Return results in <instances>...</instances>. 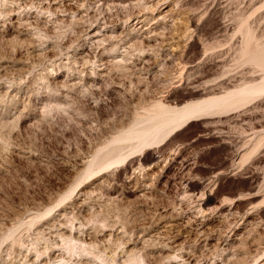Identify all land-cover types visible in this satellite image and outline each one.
<instances>
[{
  "label": "rangeland",
  "instance_id": "rangeland-1",
  "mask_svg": "<svg viewBox=\"0 0 264 264\" xmlns=\"http://www.w3.org/2000/svg\"><path fill=\"white\" fill-rule=\"evenodd\" d=\"M131 1L118 5L105 0H58L59 9L52 13L47 11V0H0V264H123L121 260L128 258L127 251L133 247L142 255L140 264L142 258L144 264H169L170 258L181 262L182 246L189 249L197 264L264 262V92L220 114L233 119L224 118L213 127L230 131L231 139L213 148L199 174L190 167L180 168L181 159L197 156L188 146L181 155L160 161L150 171L136 163L117 181L118 169L132 156L142 155V147L126 144L120 151L126 156L117 162L112 161L115 152L104 153L103 148L138 107L170 89L175 75V61L162 63L166 44L161 40H171L180 32L185 35L179 41L181 46L195 40L194 36L190 40L192 31L186 36V0ZM254 1L221 0L222 9L215 18L231 28L229 38L222 41L224 45L231 41L238 48L236 44L243 34L242 41L246 38L249 24L251 34L255 33L252 40L257 38L258 47H264V0L256 5ZM17 7L15 13L10 12ZM169 7L171 16L161 17ZM142 13L147 16L143 25L157 33L151 41L153 46L138 43L128 50L123 40L143 34L136 27L139 23H134ZM213 20L205 31L208 37L215 34ZM88 27L102 30L105 40L98 44L90 40ZM242 41L240 46H245ZM250 42V46L245 42L249 48L255 43ZM127 50L128 61H139L146 55L150 59L142 81L112 64ZM102 57L110 62L103 77L98 65ZM238 58L225 66L231 69L227 73L207 65L202 74L215 72L214 76L222 78L223 73L230 75L224 78L231 79L237 71L243 72L242 76L264 73V66L261 70L252 64L255 62H246V57ZM256 103L261 104L251 106ZM193 117L184 119H195L188 126H178L174 131L184 128L186 138H191L200 123L198 116ZM244 117L250 120L243 121ZM253 126H258L261 135L258 145L250 146L243 158L231 162L233 150L254 138ZM168 137L144 148H153ZM94 153L98 154L96 161L88 169L93 173L85 175L80 171L82 161ZM224 158L229 160L228 167L219 164ZM224 169L227 175L216 186L207 207L202 203L201 189L188 196L179 194L186 188L181 179L198 181ZM95 177L100 178L99 185L87 184ZM85 184L89 196L78 194ZM170 222L176 225L166 233L159 232ZM58 229L71 230L79 238H62L56 233ZM201 230H205L203 234ZM68 243L76 246L70 248L72 252ZM51 247L58 258L49 259Z\"/></svg>",
  "mask_w": 264,
  "mask_h": 264
},
{
  "label": "bare ground",
  "instance_id": "bare-ground-1",
  "mask_svg": "<svg viewBox=\"0 0 264 264\" xmlns=\"http://www.w3.org/2000/svg\"><path fill=\"white\" fill-rule=\"evenodd\" d=\"M47 1H48V5L46 6L48 9L47 11L52 12V11H56L59 9V8L56 9V3L58 0H47ZM105 1H108V2L110 1V2L118 4V5H123V4H125V2H127V0H105ZM133 1H137V0H133ZM257 1L258 0L254 1L255 5H256ZM157 2H156V4H158ZM145 3H147V2H145ZM258 3H259V1H258ZM221 4H222L221 0H186L185 3L183 4L184 5L183 9L185 11V12H183V14L185 13L186 15H188L187 16L188 18L187 17L186 18L189 19L187 21L188 24L185 27L187 29L186 30L187 31L186 36H187V34H189L192 31V36L190 35L191 36L190 40H192L193 36L195 37V40L189 46H187V45L181 46L182 44L180 45L179 41L182 39V36H185L184 34L182 35L181 32H180L181 35L178 34L175 36V34H174V36L171 37V40H166V39L161 40L160 43L166 44V47L164 48L162 63L167 64V63H172L175 61L174 62L175 64H173L175 75L170 80V82H169L170 84L168 83L170 89L168 91L165 90L166 93L159 95L154 100L148 101L146 103L143 102L144 103L143 106L141 105V107H138L139 110L134 111L135 114L132 115V119L127 124L122 125L120 127V129H117V131L113 132L111 136L109 134V136H110V139L108 140L109 145L103 149H104V153L109 152V151L115 152V155L112 157V158H114V159H112L113 162H117L118 159L123 157V156H121L120 151L126 144H128L129 147L131 146V148L142 147L141 150H143L142 155L135 156V157L132 156V158L129 161L127 160L128 163L126 165H124L122 168L118 169V172L116 174L117 175V181L120 180V177L122 174L123 175L127 174L128 171H130V169H132L136 163H140V165H142L143 168H145V170L150 171L155 166H157L160 161H167V160L171 159L172 155H175V156L181 155L182 150L188 146L192 147V149L196 150L197 156H195L194 159L191 157H185V158L181 159L182 161H180V168L190 167V169H192L194 172L199 174L198 172L202 171V169L207 164V159L210 157V154L212 153L213 148H216L219 145L222 146V145L228 144L229 143L228 140L231 139L230 138L231 136L229 135L230 131L228 132L227 130H225L222 127H213V123L215 126V123L223 122L224 118L225 119H231L232 118L231 115H228V114L227 115H220V114L222 112H226V111L228 112L230 109H232V108L234 109V107H238L240 104L246 102L249 99L251 100L253 98V96L254 95L256 96V94L260 93V91H262V93L264 92V73H262V75H259V74L253 75V74L248 73V75L242 76L241 74L243 72L239 70L240 71L239 73L242 72L241 74H237L238 71L236 73H232V74H235V76L239 75V77L236 78L234 75L231 74V76H232L231 79L224 78V77L230 76V75L227 76L224 73L226 75L225 76V75H223L222 72L225 69V72L227 73V71L230 69V67L227 68L225 66H227V64H229V66L232 65L230 63L231 62L234 63L235 60L232 61V59H234V57H235V59H237L238 57H239L238 59H240L241 57L244 56L247 58V59H245L243 57L245 59V61L247 60L249 62L251 60L250 63L255 62L252 64L259 66V68L260 69L262 68L261 70H263L264 47L263 46H262L263 48L258 47L260 45V43L257 41V38H256V40H254L255 39L254 38L255 33L253 32L254 34L253 35L251 34V31H253V30H252V28H250L251 29V31H250V29L248 27V26H250L249 24L247 25L246 29H245L246 25L245 24L243 25L244 29L246 30V32L244 31L246 38L243 40L244 41L243 44H245V46H242V45H241L242 47L240 46L241 41L244 38V34H243L244 32L242 33L243 38H241V41L238 42V44H236V46L237 45L239 46L238 48H236L234 46L235 43L231 42V41L229 44L224 45L222 43V41L228 37V35L230 34V31H231V28L228 25H226V23H223L224 21L222 22V20L220 21V19L215 18V16L220 13V9H222ZM146 8H147V5H146ZM16 10H18V7L15 9H11L10 12L15 13ZM171 11L172 10L170 7L166 8V9H164V12L160 14V16L164 18V17L170 15ZM137 16H139V17H137V20L134 21V23H139L138 26H136V27L141 28V32L143 34H139L140 36H137V37L135 36L134 37L135 39L132 38V40L131 39L127 40L126 38L123 40L124 44L128 43V45H127L128 50H129V48L132 47V45L134 47L135 44H138V43L140 45H142L143 47H146V48L149 47L150 48L152 45L151 41L154 40L153 36L155 34L157 35V33L155 32L154 29H150L149 26L143 25V23L145 21H147L146 20L147 16L145 15V13L138 14ZM183 18H184V16H183ZM243 18H245V17H243ZM213 19H215V20H213ZM212 20L215 23V27H214V29H215L214 33L215 34L213 33L214 36L208 37L206 35V32H207L206 28H208L207 25H211L210 22ZM242 21H245V20H242ZM242 21L239 24H242ZM247 21H245V23ZM213 22H212V24H213ZM89 27L87 29V35L89 36L90 40L95 41L97 44L100 41L105 40V39H103L105 37V34L104 33L101 34V32H100L102 30H100V31L96 30L95 31V30H91V28H89ZM256 27H258V26H256ZM240 28L243 29L241 27V25H240ZM241 29H239V30L237 29V30L239 32H241ZM238 31H237V33H238ZM150 32H152L151 35H148ZM107 37H111V36H107ZM257 37H258V35H257ZM252 38H254V39L252 40ZM250 40L253 42L257 41L259 43L257 45V42H255L257 47L254 45L255 43L252 42L253 44L249 48L250 44H248V43H251ZM223 42H225V41H223ZM245 42L246 43L248 42L247 43L249 45L248 47H247V44ZM227 43H228V41H227ZM165 44H163V45H165ZM252 47H254V48H252ZM144 49H142V50H144ZM128 50L126 51L127 54H123L120 59L114 60L112 62V64H114L116 68L121 67V68L125 69L126 71H128V73L130 72L131 78L132 77L138 78L139 80L142 81L143 79L146 78L145 75H143V74L148 73V72H145V70H146L145 66L147 63H149L150 59H148V56L146 55L143 58H138L139 61H128L129 60V59L127 60V57L129 55ZM82 57H83V55H81V58ZM242 59H240V60H242ZM108 63H110V62L105 57H102L99 60L98 65L100 67L99 69H100V76L101 77L105 76V69L107 68ZM256 63H258V64H256ZM235 64H236V62H235ZM207 65H208V67H209V65H212L214 68H218V69L222 68L221 69L222 70V72H221L222 78L217 77L218 75L214 76L213 74L215 72L212 74L213 76L211 74L206 75L205 73L204 74L206 76H204V74H202L205 71L203 68H207L206 67ZM260 65H262V66H260ZM202 69L204 71H202ZM216 71H217V69H216ZM263 72H264V70H263ZM107 73H109V72H107ZM199 73L202 74L203 76L199 75ZM221 73H220V76H221ZM229 73H231V72H229ZM245 73L246 72L244 71V74ZM135 75H137V76H135ZM233 76L236 79H234ZM139 80H137V81H139ZM73 83H74V81H73ZM137 83H141V82H137ZM260 104L261 103H256L255 105L252 104L251 106L256 108V107H259ZM193 116H198L199 117L198 120H200V123L198 126L199 129L197 128L198 129L197 132L195 134H193V136H191V138H189L190 136L188 137V139L186 138L188 135L186 136L184 134L185 133L183 131L184 128L182 130L177 129L178 131H174L178 126H181V125L188 126L191 122H193L195 120V119H193L194 118ZM188 117H189V119H190V117H193V118L191 120L184 121V119H186V118L188 119ZM247 119L250 120L248 117H244L243 121H246ZM258 126H253L251 128L254 130L253 131V133L255 134L254 138L248 139V141L246 142V145H245V143L242 146L238 145L239 147L235 148V150H233L234 153H232V156L230 157L231 162L235 163L237 160L243 158L246 155V151L249 149L250 146H254V148H255V146L258 145V141H260V138H261V135L258 133L259 130L256 129V128H258ZM168 135H169V137H168ZM165 137H168V138L163 143L157 144L158 146L153 145L154 146L153 148H144L145 145H147L149 143L152 144V142L160 141V140L164 139ZM233 137H235V136H233ZM235 138H237V137H235ZM134 140H135V143L131 142ZM230 142H231V140H230ZM234 142L235 141H233V143ZM241 142L243 143L244 140ZM103 146H106V145L104 144ZM147 147H148V145H147ZM138 149H136V150H138ZM97 150H99V149H97ZM136 150L133 149V151H136ZM95 152H97V151H95ZM100 152H102V150ZM214 152H215V150H214ZM96 155H98V154L94 153L93 156H90V157L87 156L82 161L81 170H80L81 172H83L84 174L87 173L88 175H89V173H93V170H91V169L88 170V169L96 161V157H97ZM125 156L122 159H124ZM122 159L119 161H123ZM188 159L190 160V163L186 162V161H188ZM191 159H193V161H191ZM219 164L222 167H226L227 165H229V160L227 158H224L220 161ZM95 165H96V163H95ZM87 174H85V175H87ZM104 174H102L100 177H103ZM226 175H227V173L225 172V169H224V170H221V171L214 173L211 176H209V175H204L203 177L201 176L202 178H199L200 180H198V181H195L191 178L181 179L180 183L185 184L186 188L182 192H180L179 194H181V195L182 194H186V195L190 194L191 195V194H194L197 190L201 189L202 194H203L202 196H204L202 203H203L204 207H207V205L213 200L212 193L217 189L216 186L219 184V182H221V180L223 178H225ZM183 177L184 176L182 175V178ZM180 178H181V176H180ZM99 179L100 178L95 177L94 179L89 181L87 184H93V185L97 186V184L99 185V183L97 182ZM87 184H85L84 186H82L79 189V191H78L79 195L82 196V195L87 194L89 196V194H88L89 191L87 190V187H86ZM110 196H112V195H110ZM174 225H176V224L173 222H170L167 225H164L163 228H161V230L159 232H161L162 234H163V232L166 233L168 231V229L170 230V228H172ZM61 228H62V226H61ZM203 231H205V230H201L200 234H203ZM56 233H58L59 236L61 235L62 238H64L63 237L64 235L65 236L68 235V236H71V237L76 238V239L79 238V236L74 237V234L71 230L68 231V233H67L64 229H58V231ZM197 233H199V232H197ZM155 235L157 236V234H155ZM141 236L142 235H139V237H141ZM197 236H199V235L197 234ZM241 237H242V234H241ZM60 239H61V237H60ZM147 239L148 238L143 239V241L146 242ZM202 239H205V238H202ZM71 242H72V239H71ZM73 242H74V239H73ZM69 244L70 243H68V245L67 244H65V245H67V248H69L68 250H70V251L72 248L74 249L76 247L75 245L73 247L72 243H71L72 246ZM85 244H87V243H84V245ZM182 248H183V250H182V253L180 255L181 262L173 261L172 258L168 257V260H169V258L171 259L168 261V262H170L169 264H197L196 263L197 261L195 262L194 258L192 256H189V252H190L189 249H187L184 246H182ZM85 249H83V250H85ZM133 249H129L127 251V252H129L128 253L129 256L127 259L125 258L124 261L121 260L123 264H127V263L128 264H140V263H138V262H140L139 257H142V255H138L137 252H135L136 251L135 247H133ZM50 250H51V253H50V256H48L49 259H50V257H55V256L57 257L58 256L57 254L54 253L55 252L54 248L51 247ZM138 258H139V260H138ZM53 260H55V259H53ZM61 260H63V258H61ZM142 260H143L142 262L144 264V262H145L144 258H142ZM62 262H60V263H62ZM262 264H264V262H262Z\"/></svg>",
  "mask_w": 264,
  "mask_h": 264
}]
</instances>
